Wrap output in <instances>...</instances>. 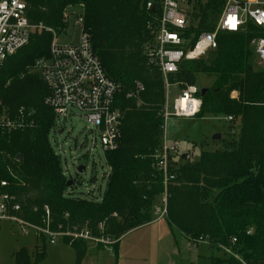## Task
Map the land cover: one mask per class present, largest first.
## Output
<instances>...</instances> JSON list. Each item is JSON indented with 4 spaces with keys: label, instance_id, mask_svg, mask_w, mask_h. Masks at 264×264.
<instances>
[{
    "label": "trees",
    "instance_id": "obj_1",
    "mask_svg": "<svg viewBox=\"0 0 264 264\" xmlns=\"http://www.w3.org/2000/svg\"><path fill=\"white\" fill-rule=\"evenodd\" d=\"M145 1L30 0V20L54 29L62 27L65 6L82 4L93 52L119 87L114 105L122 113L120 138L115 149L104 152L109 173L99 200L65 192L68 179L47 140L54 114L43 103L45 84L28 68L48 52L51 35L31 34L0 68V100L10 110L24 106L33 119L32 126L0 133V178L8 181L0 193L14 195L20 217L36 225H42L46 205L51 230L57 225L87 226L97 235V225L102 224V233L114 238L110 246L115 257L117 239L152 220L146 212L158 203L163 190L153 152L163 135L159 112L164 88L160 72L147 64L142 52L149 36L146 19L152 15L144 9ZM190 2L185 35L192 44L200 32L214 29L224 0ZM256 31L249 25L237 32H218L216 48L197 59L182 60L167 78L183 86L195 84L198 75L212 77L195 116L220 114L238 122V131L222 139L221 147L202 150L193 161L185 153V159L170 168L174 177L167 184L165 215L169 226L189 241L202 237L210 247L221 250L223 246L232 252L210 256L207 264L264 263V71L253 70L249 63L250 40ZM136 82L143 90L138 98L127 97ZM64 241L79 263L86 241L68 237ZM43 256V247L37 246L30 264ZM14 264H29L24 249L16 252Z\"/></svg>",
    "mask_w": 264,
    "mask_h": 264
},
{
    "label": "built area",
    "instance_id": "obj_2",
    "mask_svg": "<svg viewBox=\"0 0 264 264\" xmlns=\"http://www.w3.org/2000/svg\"><path fill=\"white\" fill-rule=\"evenodd\" d=\"M190 1L146 0L144 4V9L151 10L152 15L146 19L149 36L142 44V52L147 64L155 67L163 79L164 102L159 112L163 124L169 116L193 117L197 113L200 106V97L197 95L199 88L195 84L181 86L178 82L171 83L167 78L168 75L175 74L178 63L182 60L197 59L216 48L218 32H237L245 30L249 25L255 27L257 31L250 40V47L258 63L264 66V0H224L214 29L200 32L192 44L185 35ZM29 8L30 0H0V68L8 56L28 42L31 34L49 33L51 40L48 52L36 58L28 70L39 75L47 88L43 103L52 110L54 124L61 118H66L72 109H77L91 130L97 133L93 136L94 141L97 139L102 151L115 149L120 138L122 118L120 109L114 105L119 87L106 75L93 52L89 33L84 29L82 4L65 6L61 13L62 27L58 29L42 22H32L28 16ZM69 34L70 40L59 41L60 36L68 37ZM170 86H179V92L173 98L171 106L168 102ZM142 90L143 85L136 82L134 90L127 93V97L138 98ZM30 115L31 111H27L24 106L10 110L0 100V133L32 126L33 119ZM224 119L231 121L232 118L226 116ZM182 154L180 145L168 142L164 135L159 147L153 152L154 167L161 174L163 185L158 203L153 207L156 218L166 215L167 184L174 177L170 168L176 167ZM6 186L8 181L0 178V187ZM14 200V195L0 193V221H13L24 233L35 231L47 237L50 243L62 236L100 246L114 242L111 237L102 233V224L97 225V235L87 226L80 229L66 226L65 229L51 230L46 205L42 225L28 222L18 214L20 208ZM196 240L207 241L202 237ZM220 248L223 252L232 254L229 248Z\"/></svg>",
    "mask_w": 264,
    "mask_h": 264
},
{
    "label": "rangeland",
    "instance_id": "obj_3",
    "mask_svg": "<svg viewBox=\"0 0 264 264\" xmlns=\"http://www.w3.org/2000/svg\"><path fill=\"white\" fill-rule=\"evenodd\" d=\"M70 35L60 36L59 41L70 40ZM249 63L253 70L264 71L253 50ZM212 79L198 75L195 85L197 88L209 87ZM178 89L179 86H170L168 89L170 106ZM236 94L232 92V96ZM237 124V121H226L220 114L169 116L163 124V135L168 142L179 144L180 154L187 153L188 160L193 161L202 150L221 147L222 139L238 131ZM54 125L47 134L49 146L58 157L66 179L76 178L65 192L72 197L100 199L106 187L109 168L99 142L97 139L94 141L93 136L97 133L91 130L77 109H72L66 118H61ZM228 130L231 132L227 133ZM216 134L219 138L213 139ZM78 164L84 166L81 173L75 171ZM146 213L152 216L151 221L128 230L117 239L116 257L110 245H103L94 251L91 243L86 242V250L79 263H76L74 249L64 241L67 237H59L50 243L47 237L42 239L35 231L24 233L15 222L4 219L0 221V264H14L15 254L20 248L26 251L30 264L37 246L43 247L44 256L36 264H207L210 256H224L222 250L210 247L205 240L189 241L180 231L170 227L165 217L156 218L153 208ZM59 229H63L61 225H57L56 230Z\"/></svg>",
    "mask_w": 264,
    "mask_h": 264
},
{
    "label": "water",
    "instance_id": "obj_4",
    "mask_svg": "<svg viewBox=\"0 0 264 264\" xmlns=\"http://www.w3.org/2000/svg\"><path fill=\"white\" fill-rule=\"evenodd\" d=\"M153 9H155V7ZM207 91H208V87H206V86L200 87L199 90H198L199 97H202ZM212 138L213 139H218L219 138V135L216 134ZM185 157H186V154L185 153L181 155V159H185ZM16 158L17 159L20 158L19 154L16 155ZM83 168H84L83 165H77L75 167V171L77 173H81ZM75 180H76L75 177L73 179H71V180H67L65 186L68 187ZM259 263H261V261H259Z\"/></svg>",
    "mask_w": 264,
    "mask_h": 264
},
{
    "label": "crops",
    "instance_id": "obj_5",
    "mask_svg": "<svg viewBox=\"0 0 264 264\" xmlns=\"http://www.w3.org/2000/svg\"><path fill=\"white\" fill-rule=\"evenodd\" d=\"M89 244H90V242H89ZM91 246L93 247L94 251L99 250L102 247L100 245H94L93 243H91Z\"/></svg>",
    "mask_w": 264,
    "mask_h": 264
}]
</instances>
